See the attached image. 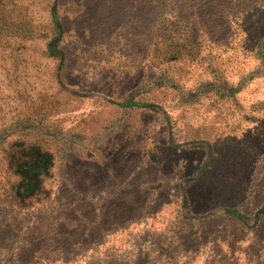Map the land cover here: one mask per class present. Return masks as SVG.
Instances as JSON below:
<instances>
[{
	"label": "rangeland",
	"instance_id": "rangeland-1",
	"mask_svg": "<svg viewBox=\"0 0 264 264\" xmlns=\"http://www.w3.org/2000/svg\"><path fill=\"white\" fill-rule=\"evenodd\" d=\"M0 264H264V0H0Z\"/></svg>",
	"mask_w": 264,
	"mask_h": 264
}]
</instances>
